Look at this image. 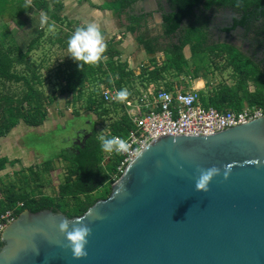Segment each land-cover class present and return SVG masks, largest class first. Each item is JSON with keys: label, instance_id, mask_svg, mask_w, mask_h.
I'll use <instances>...</instances> for the list:
<instances>
[{"label": "water", "instance_id": "obj_1", "mask_svg": "<svg viewBox=\"0 0 264 264\" xmlns=\"http://www.w3.org/2000/svg\"><path fill=\"white\" fill-rule=\"evenodd\" d=\"M147 3L162 18L157 0L137 2L145 12ZM139 153L88 209L84 258L59 232L64 214L24 210L1 232L0 264H264V117L210 136H161ZM211 167L221 174L197 192L198 169Z\"/></svg>", "mask_w": 264, "mask_h": 264}, {"label": "trees", "instance_id": "obj_2", "mask_svg": "<svg viewBox=\"0 0 264 264\" xmlns=\"http://www.w3.org/2000/svg\"><path fill=\"white\" fill-rule=\"evenodd\" d=\"M139 1L141 0H111L107 2L106 7L103 5L94 7L110 11L117 19L124 18L125 23L122 25L123 31L120 35L137 34L136 44L148 55V66L140 65L137 75L128 63L121 59L119 50L121 41L114 37L104 42L106 58L97 65L79 68L69 54L54 77H43L41 71L47 69L48 53H44L38 61L32 59L31 55L38 50L44 51L45 46L47 52L55 49L67 51V40L74 31L71 24L67 23V19L61 16L62 1L0 0V20L4 16L14 18L19 27L28 25L33 34L30 38L29 35L23 34V40H26V47L23 49L17 42L15 32L7 23L0 25V139L6 137L20 123L34 129L43 125L50 114L49 108L57 100V96L65 97L66 107L68 105L74 107L73 117L79 116L75 105L82 101L86 112L96 115L97 118L120 112L118 120L109 126L110 130L103 137H99L94 130H91L87 138L79 139L78 143L76 140L72 141L69 148L56 156L55 159L65 162V177L58 186L57 196L43 195L40 191L43 187L42 176L53 170V160H49L43 163L42 169L33 166L26 169L29 174H25L26 170L16 173L21 175L23 183L27 186L33 182L35 185L33 189L27 191L25 186L15 188L14 183L8 187H0L2 193L0 214L11 209L17 217L24 210L32 213L52 210L64 214L67 218H73L83 215L98 200L109 197L111 185L119 178L117 176L113 179L112 176L121 158L116 154L107 158V152L101 150V140L113 136L126 137L133 126L122 103L109 104L103 100L101 86L115 88L117 91L126 88L130 93L127 100L140 94V90H146L155 84H164L165 90L186 86L187 80L169 81L167 77L190 74L188 62L181 48L189 45L193 52H197L201 47L199 44L201 39L194 36L195 31L192 28L184 27L180 48L168 54L162 63L157 64L155 57L157 48L154 46L156 39H148L147 33H141L140 30L145 17L130 13L134 11V6ZM168 1L173 4V8L172 13L164 17V27L166 33L172 34L179 28L182 19L189 14L187 1L191 2V0ZM176 4L178 6H175ZM41 15L47 17L43 24ZM51 23H55L53 30L56 34L47 36L44 34V28L45 25L51 27ZM234 67L238 69L241 65ZM200 69H196L193 77L189 79L206 80V77H200L198 74ZM46 72L48 75V70ZM231 79V84L223 80L216 84L207 81L206 91H200L201 104L205 108L212 107L221 112L227 110L239 112L245 106L264 109L263 77H243L240 74ZM50 83L57 86L54 95H47L43 89L45 84ZM135 84L140 85V90H136ZM12 86H16V89L13 90ZM250 86L253 87L251 91ZM198 87H202V83ZM14 162L15 160L9 161L6 157L0 156V173L5 170L7 164L13 165ZM102 186H106V189L94 196ZM19 202L23 203L22 208H16ZM1 246L0 242V248Z\"/></svg>", "mask_w": 264, "mask_h": 264}, {"label": "rangeland", "instance_id": "obj_3", "mask_svg": "<svg viewBox=\"0 0 264 264\" xmlns=\"http://www.w3.org/2000/svg\"><path fill=\"white\" fill-rule=\"evenodd\" d=\"M102 5L106 7L108 5L107 2L111 0H101ZM29 2V0H27ZM73 1L68 2L67 4H71ZM70 16V13L68 14ZM101 18L99 21L101 23H104V21H107L110 11L100 10ZM42 16V15H41ZM113 20L109 21V26L115 27L116 33L114 36H119L117 33H121L123 31L122 25L125 22L123 21V18L116 19L112 18ZM18 20V19H16ZM22 20V19H21ZM4 22L7 23V25L10 27V29L15 32V37L17 38V42L20 44V46L25 49L26 47V40H23V34L29 35V38L33 36L31 33V29L28 25H23V27H19L18 24L15 23L14 18H9L8 16H4L0 20V25ZM100 23V24H101ZM51 27H46L45 25V33L48 35H55L56 31L53 30V26L55 23H51ZM107 24V25H108ZM102 25V24H101ZM105 27V26H103ZM110 29H112L110 27ZM58 31V30H57ZM131 40L130 36H123L122 37V46L121 48H128L131 47V51H129L127 48L126 50H122L123 54H126V56H122V60H126L130 53H136L134 52V46L130 45L129 41ZM44 51H36L35 54L31 55L32 59H38L42 57V55L45 53H48L47 56L49 58V61L46 63L48 64L47 69L41 71L43 77H54L56 71L58 68H61L64 60L69 55L68 51L62 50H50L46 51L47 47H44ZM40 49V48H39ZM200 55L199 59H197V56H193L190 59V62L195 66V69L203 68V66L207 65V60L205 56ZM137 59L136 61L143 62L144 66H148L147 58L143 59L145 57V54L140 55L137 53ZM165 59H162L160 56H156V62L157 64H160ZM188 60V59H187ZM188 62V61H187ZM189 64V62H188ZM190 66V64H189ZM133 67V66H132ZM48 70V75L47 71ZM190 70V68H189ZM202 77V76H201ZM169 81H178V80H187L185 84L188 87H182L183 91L186 90H192L196 88V82L198 80H205V79H196V80H190L189 77H167ZM206 80L210 83L216 84L218 81L223 80L228 84H231V77H206ZM201 85V82L198 81L197 87ZM154 87V89L164 88L166 89L164 84H155L151 85ZM136 90H140V85L135 84ZM13 90L16 89V86H12ZM45 93L47 95H54L57 86H54L53 83L45 84L43 87ZM207 88L200 89V91H206ZM250 91L253 90V87L250 86ZM10 91V90H9ZM69 97V101H70ZM134 100V97L132 101ZM66 99L65 97H58L57 100L52 104V106L49 108V116L47 120L38 128H30L25 126L23 123H20L18 126H16L6 137L0 139V156L6 157L9 161L15 160L13 165H6L5 170H3L0 173V180L1 185L0 187L4 188L8 187L11 184H15V188H19L21 186H25L27 191L34 188V183H29V186H27L25 183H23L21 179L20 174H16L20 170H26L29 167L35 166L37 169L43 168V163L53 160L52 167L53 170H51L49 173L44 174L42 176V185L43 187L40 189L41 193L43 195L47 196H57V190L58 186L63 182L65 177V162H63L60 159H55L56 156L61 153L63 150L70 147V144L72 141H74L77 138V134L81 133L83 130H86L87 135L91 130H94L99 137H103L104 134L108 133L110 130L109 126L116 120H118V117L120 116V112L117 111L116 114H110L109 116L97 118L96 115L86 112V108L84 105V102L77 103L76 109L79 111L78 117H73V109L71 105H68L66 107L65 105ZM93 123V127H92ZM83 138V137H82ZM13 163V162H12ZM11 163V164H12ZM25 174H29V171L26 170ZM13 184V185H14ZM106 189V186L100 187L95 193L94 196L102 193V191ZM1 191H0V198H1Z\"/></svg>", "mask_w": 264, "mask_h": 264}, {"label": "flooded vegetation", "instance_id": "obj_4", "mask_svg": "<svg viewBox=\"0 0 264 264\" xmlns=\"http://www.w3.org/2000/svg\"><path fill=\"white\" fill-rule=\"evenodd\" d=\"M158 2V12L162 18L145 13L144 7L138 4L130 12L145 17L140 30L147 33L148 39H156L155 57L165 59L168 54L176 52L181 46L183 28L186 26L195 31L197 39H201L197 52H193L189 45L181 48L190 64V74L175 77H193L196 69L190 59L193 56L199 59L203 55L207 65L198 71L200 77H237L242 74L243 77H263L264 80V0L187 1L189 14L172 34L165 32L164 17L172 13L173 4L168 0ZM235 65L241 67L235 69ZM86 134V130L78 133L75 139L77 143L82 137L87 138Z\"/></svg>", "mask_w": 264, "mask_h": 264}, {"label": "built area", "instance_id": "obj_5", "mask_svg": "<svg viewBox=\"0 0 264 264\" xmlns=\"http://www.w3.org/2000/svg\"><path fill=\"white\" fill-rule=\"evenodd\" d=\"M182 87L188 86L174 87L172 90L154 89L150 86L146 90H140V94L134 96L133 101L132 97L122 103L133 129L126 137L118 136L126 142V151L118 154L107 153V158L113 154L121 158L113 179L153 139L161 136H210L264 117V109L261 107L245 106L239 112L205 108L200 102V88L183 91ZM116 91L115 88L102 87L103 100L106 103H118L112 99ZM22 207L23 203H17L16 208ZM14 219V210L0 214V236Z\"/></svg>", "mask_w": 264, "mask_h": 264}, {"label": "clouds", "instance_id": "obj_6", "mask_svg": "<svg viewBox=\"0 0 264 264\" xmlns=\"http://www.w3.org/2000/svg\"><path fill=\"white\" fill-rule=\"evenodd\" d=\"M46 19V16H42L41 23L43 24ZM105 49L106 45L104 43V36L98 24L94 22H88L83 27H77L67 40V51L70 54L69 57L77 63L79 68L97 65L102 59L106 58L104 57ZM102 87L104 86H101V88ZM198 88L203 89L204 87ZM129 95L130 93L126 88H121L115 92L112 99L123 103L127 101ZM101 150L107 153L114 152L118 154L127 150V144L118 136L102 138ZM138 155H142V153H138ZM198 173L195 182V190L202 193H206L209 190V185L213 178L221 174L220 169L216 167L198 169ZM229 173L230 165H226L223 172V178L225 180L228 179ZM116 180H114V182ZM90 216L94 219L96 218L92 210H88L85 215L76 217L74 221L65 218L59 223V232L64 236L66 246L71 251L72 258L75 260L82 259L87 255L85 247L88 242V237L91 234V229L88 224L84 223V221L86 217ZM70 223L72 224L71 228L69 227Z\"/></svg>", "mask_w": 264, "mask_h": 264}, {"label": "crops", "instance_id": "obj_7", "mask_svg": "<svg viewBox=\"0 0 264 264\" xmlns=\"http://www.w3.org/2000/svg\"><path fill=\"white\" fill-rule=\"evenodd\" d=\"M61 1H62V4H63V9L61 11V16H62V18H66L67 19V23L71 24L70 26H71L72 29L75 30L77 27L85 26V24L88 23V22H94V23L98 24V26L100 27L101 32H102V34L104 36V42L105 41L106 42L110 41L114 37H115L116 40L121 41V44L119 45V50L121 51V57L122 56H126V54H123L122 50L123 51L126 50L127 47L126 48H121V46L124 44V43L122 44V37L124 35H120L121 33L120 34L117 33L119 36H114L115 33H116L115 27H112L111 25L109 26V24H108L109 21L113 20L112 18H116V17L110 12V15H109L107 21H104V23H101V21H99L100 18H101L100 10L96 9L94 7L98 6V5H102L103 1H101V0H61ZM70 1H73V3L67 4ZM157 2H158V0H157ZM146 6H147V9H148V11H147L148 13L147 12H145V13L151 15L153 13V7L150 5V3H147ZM105 11H107V10H105ZM67 13L68 14L70 13V16H68ZM121 18H123V17H121ZM123 21H124V18H123ZM121 25H123V24H121ZM103 26H105V27H103ZM110 27L112 29H110ZM127 35L128 36L131 35V40L129 41V43H131L130 45L132 47H133V45L135 43L134 52H136V53H130L128 58L126 60H123V61H126L128 63V65H129V67L131 69H133L135 71V74L137 75V73L139 72L138 67L140 65L141 66L143 65V62H141V61L137 62L136 61V59L138 58L137 57V53H139L140 55L145 54V57L142 58L143 61H144V59L147 58L148 55H146V53H145V51H144V49L142 47H139L136 44V41H135L136 40V36H137L136 34L127 33L125 36H127ZM127 49L129 51H131V47L130 46ZM198 81H200L202 83V87L205 88L207 80H198ZM198 81L196 82V88H198L197 87Z\"/></svg>", "mask_w": 264, "mask_h": 264}]
</instances>
